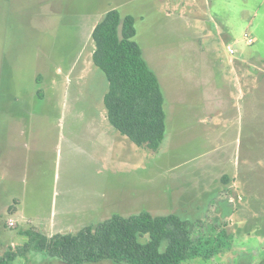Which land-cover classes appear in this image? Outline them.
<instances>
[{
  "label": "rangeland",
  "instance_id": "rangeland-1",
  "mask_svg": "<svg viewBox=\"0 0 264 264\" xmlns=\"http://www.w3.org/2000/svg\"><path fill=\"white\" fill-rule=\"evenodd\" d=\"M112 8L162 86L156 151L106 116L91 34ZM141 210L195 221L184 264H264V0H0V255Z\"/></svg>",
  "mask_w": 264,
  "mask_h": 264
},
{
  "label": "trees",
  "instance_id": "trees-1",
  "mask_svg": "<svg viewBox=\"0 0 264 264\" xmlns=\"http://www.w3.org/2000/svg\"><path fill=\"white\" fill-rule=\"evenodd\" d=\"M136 34L132 14L122 15L118 8L106 11L91 34L92 59L109 82L103 101L111 125L137 146L156 151L166 136L165 96ZM195 226V221L177 213L154 215L141 210L128 216L114 213L77 233L47 236L28 229L30 239L23 250L0 255V264H16V257L26 248L67 264L105 260L117 264H184L199 254L193 244Z\"/></svg>",
  "mask_w": 264,
  "mask_h": 264
},
{
  "label": "crops",
  "instance_id": "crops-1",
  "mask_svg": "<svg viewBox=\"0 0 264 264\" xmlns=\"http://www.w3.org/2000/svg\"><path fill=\"white\" fill-rule=\"evenodd\" d=\"M134 16V15H133ZM135 17V16H134ZM94 26H95V23H94ZM94 26H93V28H94ZM93 28H92V30H93ZM137 28V27H136ZM137 34H138V31H137ZM137 34H136V37H137ZM135 37V38H136ZM137 40V39H136ZM138 42V41H137ZM139 43V42H138ZM143 50V49H142ZM144 53V52H143ZM145 56V55H144ZM147 60V59H146ZM148 62V61H147ZM148 64H149V62H148ZM158 75V74H157ZM214 119V116L213 115H208V116H206V115H204V116H202V117H199L196 121L200 124V129H201V131L205 134V131L207 130V132H209L208 130L210 129L209 128V126L207 125L206 126V123L205 122H207V121H212ZM214 130V129H213ZM212 130V131H213ZM203 134V135H204ZM220 135H221V131H220ZM214 194V196H216V193H213ZM218 198V197H217ZM218 199H220V198H218ZM218 199H216V200H218ZM231 215V214H230ZM227 216H229V215H227Z\"/></svg>",
  "mask_w": 264,
  "mask_h": 264
},
{
  "label": "built area",
  "instance_id": "built-area-1",
  "mask_svg": "<svg viewBox=\"0 0 264 264\" xmlns=\"http://www.w3.org/2000/svg\"><path fill=\"white\" fill-rule=\"evenodd\" d=\"M246 39H247L248 43H252L254 41V38L251 35H247ZM229 51H230V53H235V49H233L232 47H229ZM11 223H13V222H11Z\"/></svg>",
  "mask_w": 264,
  "mask_h": 264
}]
</instances>
